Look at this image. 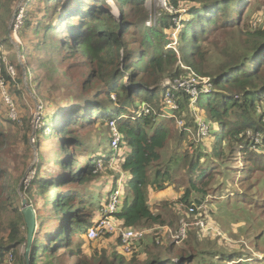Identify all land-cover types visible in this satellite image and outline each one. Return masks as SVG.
Masks as SVG:
<instances>
[{
  "label": "trees",
  "instance_id": "trees-1",
  "mask_svg": "<svg viewBox=\"0 0 264 264\" xmlns=\"http://www.w3.org/2000/svg\"><path fill=\"white\" fill-rule=\"evenodd\" d=\"M20 1L0 0L1 50L11 44L9 40H12V30L9 28V23ZM115 2L120 9L118 17L111 11L107 0H26L24 2L27 17L24 19L23 27L27 32L22 29L21 34L24 32L25 43L29 44L32 40V38L26 39L25 34L33 33L34 41L31 44L36 45L39 53H44L46 49H51V52L57 50L59 66L65 61L62 45L66 46L67 57L72 58L71 60H74L77 55L85 58V64L90 70L85 89L93 83L104 84V87L101 85L97 87L96 101L88 100L82 105L75 103L77 99L72 102L65 101L53 116L51 112L45 114L42 124L44 132H48L45 139L48 141L57 135L61 148L66 149L69 142L79 148L81 145L78 143L77 136L82 129L93 126L99 121L111 122L115 123L122 137L119 148L125 145L129 148L127 154L120 160V169L124 173L114 174L105 184L97 181L101 175L94 172H97L98 160L108 165L111 160L109 156L96 157L97 161L96 158L95 161H91L84 156L85 162L82 164V159L79 158L81 153L76 151L72 160L69 156L59 159L60 164L63 162L62 166L66 171L60 174L57 180L48 181L46 178H41V173H36L37 177L30 188H21V192L29 198V202H33L41 190L53 191L55 197H48V207H52L57 216L53 218L54 223L51 226L55 223V225L59 224V216L62 219V224L58 225L57 230L49 232L47 241L39 239V233L51 230V226H47L49 222L37 223L29 254L30 264H39L42 259L49 260L46 264H60L58 263L60 256L56 257L60 252H64L66 258H76V264H127L117 257L108 259L106 254L93 256L90 259H80L81 255L88 252V248L84 251L79 247L76 252H73V240L76 235L87 234L89 226L105 212L98 217H93L85 210V206L91 205L92 201L95 205L97 195L91 194L88 198L87 192L83 190V186H88L92 182L97 181L96 186L92 188L95 192L100 186L110 185L106 201L98 200L96 204L99 209H106L111 193L116 190L118 182L122 180L123 195L114 218L125 228L148 230L146 228H152L154 225L166 224V219L160 211H165L169 205L172 207L173 216L175 214L178 218L180 214L176 210L179 207L180 212L183 211L182 216L189 219L190 215H193L190 208H193L196 214L197 209L204 204L209 194L226 204L248 202L252 196L249 188L253 186L252 183L247 186L250 178L255 171L264 172V150L261 149L264 144V130L261 131L264 117L262 119L263 115H259L262 112L261 106L264 108V31L261 29L250 31L249 41L244 42L243 45L246 50L248 49L246 54L227 58L216 70L214 69L211 73L205 72L209 52L203 48L204 43L216 31L227 35L225 37H235L243 26L240 19L247 0H169V4L176 9L182 6L181 2L188 3L186 4L188 10L192 5L188 12L189 18L181 21L176 46L169 49L165 46L174 41L170 42L167 39L166 32L175 29V23L169 14L161 17L159 27L148 28L146 23L149 11L146 0H115ZM226 45H229L227 40L216 44L215 48L220 49ZM121 50H124L125 56H122ZM179 61L184 66L190 67L193 72L213 82L214 89L210 90L212 92L200 90L197 101L204 116L213 127L209 135L210 147L201 145L203 149L195 151L194 154L187 151L181 153L179 149H176L167 165L163 161L162 152L168 147L170 140H174L180 146L183 140H187V134L181 132L175 137L172 136L170 126L173 124V119L156 123L152 115H146L141 111L134 115L128 114V110L131 107L138 110V102L135 98L140 97H142L143 105L159 99L158 106H161L164 99L161 93L162 81L166 78L176 79L184 73L177 65ZM1 66L0 80L4 81L7 93L13 99L14 105L16 102L18 109L14 95H16L15 92L22 93V90L18 89L21 76L17 72L15 76H12L6 71L4 64ZM34 72L36 71H29L27 74L31 84L35 78ZM127 77L129 82L123 83ZM37 86L39 85L32 84L31 88L38 89ZM112 94L117 97V105L108 107L104 103L105 100L98 101L99 98L103 96L106 98ZM176 95L180 97L181 108L189 112L192 100L190 95L183 92ZM0 105L7 110L8 118L7 120L0 118V144H2L3 136H6L8 130L3 129L4 122L12 125L17 121L10 119L12 117L8 115V111L11 108L6 103L1 89ZM124 115L128 117H123ZM248 132H252L254 136L257 133L262 135L261 144L252 143L247 136ZM226 148L231 154L243 153L245 156L243 160L248 166V173H244L248 176L241 177L242 193L234 198L230 196L231 192L226 190L214 189L210 193L208 191L223 172L216 162L219 159L228 158ZM2 165L0 158V264H11L10 256L11 260L15 259L12 264L14 261L15 264H28L26 255L20 252L23 245L27 247L28 235L21 211L20 177L12 178L7 173H3ZM180 167L186 169L183 178L187 181L182 195H178L177 200L168 196L153 204L151 194L170 192V189H174L176 185L173 184L175 182L177 184L175 171ZM178 191L181 192V190ZM98 196L100 197V194ZM172 202L175 204L171 205ZM253 204L256 205V203ZM180 205L184 207V210ZM33 207L36 209L35 206ZM1 232L6 236L2 237ZM188 233L192 240L190 242L192 251L175 254L172 248L159 249L162 252L157 256L147 253L143 264H195V262L196 264H214L215 262L231 264L239 260L241 263L238 264H264V258L258 263L243 262L241 257L246 254L231 257L224 252L218 253L211 250L202 253L198 250L199 241L205 240L201 239L199 230L193 231L190 228ZM148 235L149 233L143 239L133 242L131 253L133 250L137 252V246ZM163 238L162 231L153 233V245L162 246ZM261 238H264V235ZM112 239L116 241V250L124 254L125 252L121 250V241Z\"/></svg>",
  "mask_w": 264,
  "mask_h": 264
},
{
  "label": "rangeland",
  "instance_id": "rangeland-1",
  "mask_svg": "<svg viewBox=\"0 0 264 264\" xmlns=\"http://www.w3.org/2000/svg\"><path fill=\"white\" fill-rule=\"evenodd\" d=\"M25 1L26 0H21L17 4L9 23V28L12 30V40H9L11 44H9V47L6 45L2 50L0 48V69L2 70L1 65L4 64L6 71L13 68L15 73L17 72L21 76L18 89H21L22 93L19 94L15 92L16 95H14L16 96L15 98L19 108L17 109L15 102L16 111L14 114L11 113V110L8 111V115L12 117L10 119L17 122H13L15 125L4 122L3 125L5 127H3V129L8 130L6 131V136H3V143L0 144V158L3 162V173H7V175L12 178L20 177L19 193L21 202L22 196L27 200L29 199L21 192V188L29 189L35 177H37L36 173H41V178H46L48 181L57 180L60 174L65 173L66 170L62 166L63 162L61 164L59 162V159L62 160L63 157L69 156L72 160L74 159V153L78 151L81 153L79 158L82 159L83 164L85 162L84 156L87 157L88 160L95 161L96 157L100 158L101 155H108L111 159L108 165L98 160L97 172H94L101 175V178L97 181H99L100 184H105L107 179L109 180L114 174L124 173V171L120 169V160L129 150L127 145L123 146L121 149H117V151L112 149L110 139L113 126H111V122L99 121L93 126H86L82 129L79 136H77L78 143L81 145L79 148H77L78 146L75 144H69L71 142L67 144L68 146L66 149L61 148L57 135H54L53 138L48 141L45 139L48 133H45L42 129L44 121L43 116L45 114L47 115L51 112L53 116L58 108L64 105L65 101L72 102L77 99V101L74 102L79 105H82L88 100L96 101L95 97L98 95L97 87H99V85L104 87V84H101V82L100 84L93 83L90 84L88 89H85L88 75L90 74V70L85 64V58L77 55L74 60H71L72 58L67 57L68 53L65 51V48L67 49L66 46L62 45L64 51L62 55H65V61L59 66L57 50L51 52V49H46L44 53H39L40 51H38L36 45L31 44L32 41H34L32 36L33 33L28 32L25 34L26 39L29 40L32 38L29 44L25 43L23 40V34L27 32L23 27L24 19L27 17L24 5ZM107 2L109 3L111 11L114 13L112 7L117 5V3L115 0H107ZM186 4L188 3L181 2L180 5L182 6L176 9L169 4V0H146V7L149 11V18L146 23L148 28L159 27V20L166 14H169L170 18L175 23V29L171 31L167 30L166 32L167 39L170 42L174 41L165 46L167 49L176 46L178 42L177 34L180 31L181 21L189 18L188 12L192 5H190L191 7L189 6L188 10V5ZM21 7L24 11L22 15L20 13ZM243 8L244 11L240 19L243 26L235 37H225L227 35L221 34V31H216L214 34L210 35V38L204 43L203 48H206L209 52L207 53L208 59H206V73H211L214 69L216 70L227 58L236 57L242 53L246 54L248 49L246 50L243 45L244 42L248 43L250 31L260 29L264 31V0H247ZM21 16H23L22 20L20 19ZM22 29L24 32L21 34V31H23ZM226 40L229 41V45L223 46L220 49L215 48L216 44L218 45ZM121 54L125 56L124 50H121ZM178 58H180V56H178ZM177 65L184 73L176 79L166 78L162 81L161 93L164 99L161 106H158L159 99H155L143 105L142 97H140L135 98L138 102V110H135L134 107L131 106L128 110V114L133 113L134 115L141 111L146 115H152V117H154L153 121L156 123L163 122L166 119H173V124L170 126L172 136L175 137L181 132L187 134V140H183L180 146L174 140H170L168 147L162 152L163 161L167 165L174 155V152L178 149L181 153L187 151L190 154H194L195 151L203 149L201 145L210 147L211 140L209 139V135L213 127L197 104V95L200 90L206 91L207 93L212 92L210 90L214 89L213 82L210 81L209 78L193 72L190 67L184 66L180 61ZM139 69H141L140 66ZM29 71H36L34 72L35 78L32 84L34 86L39 85L37 86L38 89L31 88V81L27 78ZM127 80H129L128 77L126 80H123V83L129 82ZM183 88L184 90H182ZM0 89L2 90L1 86ZM179 92L190 95L192 100L189 112L181 108L179 104L180 97L176 95ZM207 93L205 94L207 95ZM169 94H171V98L168 96ZM87 97L89 99H87ZM103 100H105L104 103L108 107L118 104L115 94L109 97L107 96L106 98L103 96L98 99V101ZM169 101L171 104H169ZM263 109V106H261L262 112H260L259 115H263L261 116L262 119L264 117ZM123 117H128V115H124ZM0 118L8 119L7 110H5L3 105H0ZM262 124L263 127L261 131L264 130V121ZM115 128H117L116 125ZM261 133L263 134V132ZM247 136H249L252 143L255 142L256 144H261L263 139V136L259 133H257L255 137L252 132H248ZM261 149L264 150V144ZM225 152L226 155L228 154V158L219 159L216 162L219 169L223 170V172H221L220 178H217L216 182L208 191L210 193V191L214 189H216V191L226 190V192H231L230 196L234 198L242 193L241 177L248 176V174H244L248 173V166L243 160L245 158L243 153L233 152L234 154H231L227 148ZM61 153H64V155H61ZM185 173L186 169L183 167L175 171V180L177 184L175 182V184H173L176 185L174 189H170V193L175 200L178 199V195H182V192H184L186 188L187 181L183 178ZM97 181L89 184V187H80L87 192L86 195L88 198L91 194L97 195L95 205L92 199L91 205L85 206L87 213L93 215V217H98L106 211L105 208L99 209V206L96 204L98 200H103V202H105L110 190V185L107 184L106 186H100L96 192L92 190V188L96 186L95 183ZM250 183L253 184V186L249 188V190L252 191V196L248 202L239 201L236 204L234 202L226 204L218 201L213 195L209 194L206 196L204 204L197 209L198 212L196 214L193 212V215H190L189 219L182 216L183 211L181 213L179 207L176 211L179 212L180 215L177 218L174 214L176 217L174 218L171 213L172 207L169 205L165 211H160L161 215L166 219V224L154 225L152 228H146L149 231V235L142 243L139 244L138 242L137 252L133 250L131 254L129 253L130 255L124 252V254H120L121 251H119V253L116 250L115 239L108 237L101 241H90L86 234L83 233H79L74 238L72 246L73 252H76L79 247L84 249V251L88 248V252L85 255H81L79 257L80 259H90L93 256L96 257L106 254L108 259L117 257L118 259H123L127 264H143L147 258V253L157 256L162 252L159 249L172 248L175 254L189 250L192 251V246L190 245L192 240L189 238L188 233L191 228L193 231L199 230L201 239L205 240L202 242L199 241L200 247H202H199L198 250L202 253L211 250L218 253L224 252L227 255H231V257L232 255L246 254L244 257H241L243 262H261V259L264 258V238H261L262 235H264V172L260 170L255 171L247 186H249ZM50 187H52V185H50ZM180 187L184 188L181 189ZM76 189L78 190V188ZM178 190H181V192ZM98 194H100V197ZM167 194L168 193H165V196H167ZM49 196L55 197L53 191L43 192L41 190L38 192L37 198H35L33 202H29L28 200L31 205L36 207L35 211L38 212L37 223L40 224L42 221H47L49 222L47 225L48 227L54 223V219L57 216L55 210L52 207H48ZM154 202L155 201L152 200L153 204ZM253 203H256V205ZM174 204V202L171 203V205ZM181 207L184 210V207ZM58 218L60 219L59 224H62L60 216ZM183 222L188 226L186 235L182 238L179 234ZM55 224L51 226V230L39 233V239L47 241L49 232H55L57 230L59 224ZM157 231H162L164 234V238L161 241L162 246L153 245L152 243V235ZM1 236L5 237L6 235L1 232ZM20 252L26 255L25 245L21 247ZM50 253H53V251H50ZM59 256L60 259L58 263L60 264H76V258H66L64 252H60L56 255V257ZM253 258H255V260ZM205 259H207V257H205ZM13 260L15 259L11 260L10 256L9 261L11 264ZM48 262L49 260L42 259L39 264H46ZM238 263H241V260L237 262L233 261L231 264ZM13 264H15V261ZM214 264L218 263L215 262Z\"/></svg>",
  "mask_w": 264,
  "mask_h": 264
},
{
  "label": "built area",
  "instance_id": "built-area-1",
  "mask_svg": "<svg viewBox=\"0 0 264 264\" xmlns=\"http://www.w3.org/2000/svg\"><path fill=\"white\" fill-rule=\"evenodd\" d=\"M113 10H116L115 14L120 15L119 8L115 5L112 7ZM22 7L20 8L21 15L23 14ZM113 12V11H112ZM23 16L20 17L22 20ZM1 59V57H0ZM1 72V69H0ZM12 76H15V71L13 68L9 69L8 71ZM0 86L2 87V93L5 98L6 103L11 108V113L14 114L15 112V105L11 96L7 93L6 86L3 80H0ZM184 89V88H183ZM170 98L172 97L171 94L168 95ZM198 96V95H197ZM169 104L171 102L169 101ZM112 128V136H111V147L114 150L119 149L121 146V135L118 132L117 128H115V123H111ZM123 195V182L122 180L119 182L118 187L114 192L111 193L109 197V203L107 204L106 211L103 213L104 215L99 217L92 225L88 228L87 231V238L90 241H98L103 239L106 236L111 238H116L121 241V250L125 253H131L132 244L140 239H143L149 231L144 229H130L125 228L123 225L114 218V214L118 211L119 204L121 201V196ZM190 212H194L193 208H190ZM187 224L183 222V225L180 229V237H185L187 232Z\"/></svg>",
  "mask_w": 264,
  "mask_h": 264
},
{
  "label": "water",
  "instance_id": "water-1",
  "mask_svg": "<svg viewBox=\"0 0 264 264\" xmlns=\"http://www.w3.org/2000/svg\"><path fill=\"white\" fill-rule=\"evenodd\" d=\"M22 213L24 215V220L28 230L26 259L28 260V264H30L31 262L29 260V254L31 252L34 235L37 230V216H36L37 213L33 205H31L28 202V200L23 196H22Z\"/></svg>",
  "mask_w": 264,
  "mask_h": 264
},
{
  "label": "crops",
  "instance_id": "crops-1",
  "mask_svg": "<svg viewBox=\"0 0 264 264\" xmlns=\"http://www.w3.org/2000/svg\"><path fill=\"white\" fill-rule=\"evenodd\" d=\"M165 193H168L167 196H165ZM168 196H172V194L168 191H165V192H161V193H154V194H151V200H154L155 202L159 201V200H162V199H165L166 197Z\"/></svg>",
  "mask_w": 264,
  "mask_h": 264
},
{
  "label": "bare ground",
  "instance_id": "bare-ground-1",
  "mask_svg": "<svg viewBox=\"0 0 264 264\" xmlns=\"http://www.w3.org/2000/svg\"><path fill=\"white\" fill-rule=\"evenodd\" d=\"M114 12L116 13V10H114ZM114 15H116V14H114Z\"/></svg>",
  "mask_w": 264,
  "mask_h": 264
},
{
  "label": "clouds",
  "instance_id": "clouds-1",
  "mask_svg": "<svg viewBox=\"0 0 264 264\" xmlns=\"http://www.w3.org/2000/svg\"><path fill=\"white\" fill-rule=\"evenodd\" d=\"M113 14H115V13H113ZM115 16H117V15H115ZM118 17V16H117Z\"/></svg>",
  "mask_w": 264,
  "mask_h": 264
}]
</instances>
